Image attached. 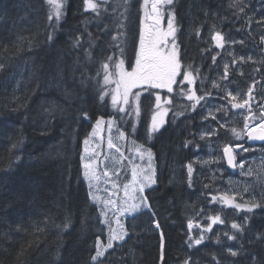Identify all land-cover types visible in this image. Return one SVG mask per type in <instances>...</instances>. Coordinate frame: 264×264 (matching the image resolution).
<instances>
[{
    "label": "trees",
    "instance_id": "16d2710c",
    "mask_svg": "<svg viewBox=\"0 0 264 264\" xmlns=\"http://www.w3.org/2000/svg\"><path fill=\"white\" fill-rule=\"evenodd\" d=\"M142 3L108 0V11L96 16L83 10V0H63L62 18L50 24L45 0H0V62L6 64L0 71V264H93L96 240H105L107 229L89 197L81 156L83 140L100 118L115 119L127 140L149 148L156 171L155 186L146 193L151 211L143 208L125 220L128 234L105 253L103 264H182L189 256L190 264H253V257L255 264H264V207L225 219L210 234L188 230L197 208L204 214L214 206L199 195L201 178H192V187L188 184L186 166L201 149L196 140L204 127L190 103L172 97L164 124L149 136L154 95L141 96L138 118L121 116L110 97L99 99L95 80L88 79L107 56L120 55L111 35L121 12L126 16L125 65H132ZM172 9L179 57L199 69V94L202 80L203 91L211 92L208 83L217 61L211 35L229 27L231 20L219 14V0H174ZM240 34L247 36L243 26ZM77 36L82 47L74 48ZM20 37L28 38L31 48ZM89 41L91 59L85 51ZM17 44L22 45L19 52ZM201 170L194 168L193 175ZM232 222L243 225V233L231 229ZM224 232L237 239L228 240ZM201 234L202 243L189 247V236L194 240ZM229 247L240 249V255L232 257Z\"/></svg>",
    "mask_w": 264,
    "mask_h": 264
},
{
    "label": "snow or ice",
    "instance_id": "6c2138e0",
    "mask_svg": "<svg viewBox=\"0 0 264 264\" xmlns=\"http://www.w3.org/2000/svg\"><path fill=\"white\" fill-rule=\"evenodd\" d=\"M125 4L127 0H124ZM45 3L50 6V11L47 16L48 21H53L55 18L56 23H59L63 16V0H45ZM108 0H83L84 11H91L96 16H100L101 12H107L108 8L106 5ZM174 4V0H143L142 10L143 16L140 20V28L138 34V45L135 48V62L134 65L125 67L124 45L126 44V31H125V20L126 16L124 12L120 13V16L116 19V30L111 35L113 47L119 50V57L114 55L107 56L101 63L99 69L96 71L94 76L88 77V79L95 80L98 86L99 99L103 102L105 97H110L111 105L119 113H125L127 116L139 117L141 113V96L147 93L148 96H155V109L156 111L152 115L151 125L148 129V134L159 131L160 127L164 124V117L168 114L169 109L164 105H171L173 103L171 98L162 97L159 91L155 90H166L167 93L171 94L177 92L182 98L192 102L189 107L194 111L197 105L201 104V101L205 100L207 96H211L212 93L209 91H203V80L201 81V94H197L195 87L197 79H200L199 69H194L192 65H184L179 57V48L175 40L177 27L175 25V13L170 7ZM243 0H237V5H242ZM127 9L125 8V11ZM239 11L243 12L244 8L239 7ZM165 13H167V27L162 26ZM257 24L264 26V20L256 21ZM196 35L199 36V30L196 31ZM91 37V33H89ZM53 38L50 33L47 37L49 41ZM22 41H27L29 48H31V41L26 37L19 38ZM211 40L215 42L217 48H223L225 44V37L220 31H215L211 35ZM259 41L264 45V34H261ZM233 43H241L244 41H233ZM74 48L82 47L81 37L77 36L73 40ZM91 41H89V48L86 49V55L91 59ZM16 51L22 50V45L17 44L14 46ZM5 52L8 51L7 46L3 49ZM215 61V57H213ZM251 62L253 64L260 63L264 64V58L260 61L253 59L252 56L247 58L241 56L239 60L233 59L231 65L234 67L236 63ZM6 64L0 62V71H3ZM130 69V70H129ZM230 65L225 63L223 66V73L220 76L219 81H212V88L222 90L224 95L221 99L226 101V104L220 105L217 111H224L227 113L230 110H244V113H236L242 115L244 119V126L242 129L237 130L236 127H231L230 131L237 140L243 139L245 136L249 140L253 141H264V103H260V111L257 113L253 111L252 103L255 101L254 92L257 84H261V80L253 79L246 92L243 94L239 91L233 92L228 90L227 85H223L221 82L229 79ZM255 72H261V68L257 67L254 69ZM240 75H244L243 71H239ZM188 85L187 88L184 85ZM138 90V91H134ZM259 103V102H257ZM230 105V108H229ZM175 115H183V112L176 113ZM212 119H216L214 115L209 113ZM87 118V113H84ZM123 119V117H121ZM255 121H259L256 123ZM105 121L103 118L96 120V125L93 128L91 134L83 140L84 155L81 156L82 161V176L88 184L89 197L93 203L101 205L100 215L104 218L102 223L109 226V237L106 243H102L99 238L95 244V254L91 257L93 264H103L102 257L109 249H113L114 241H123L127 236V231L120 226L119 231L111 228L108 213H118L116 223L119 225V216L131 215L132 213L140 210L142 207L151 211V205L148 203V198L144 195L145 189L151 187L156 183L155 179V167L153 163V154L150 149H146L143 144L135 145L133 151L138 155L143 162L144 158L147 157V163L141 165H134L132 168L131 181L123 184V199H113V196H117L121 190L119 183L120 171L118 169L109 170L105 157V160H100L101 153L97 151L100 144L97 143L95 147L90 145V141L93 137H98L103 131ZM116 124L115 119L107 121L108 128V139L107 148L109 150L115 149L116 153L120 154V159L123 160L126 157L121 150V147L115 142L112 131ZM221 128H227L225 123L220 124ZM133 131L135 130V124L132 125ZM117 136L116 140H124L126 138L125 132L119 128L116 129ZM210 135V134H209ZM204 137L201 136V139ZM187 146V143L185 144ZM15 147V145L13 146ZM243 149V151H249V148L244 147L242 144L229 145L226 144L223 147L224 158L227 160L228 166L231 168L244 169L243 163L236 162V156L239 154L236 150ZM204 163H208L205 161ZM100 164H104V170L101 171L99 168ZM188 173V184L192 187V176H193V165L189 163L187 166ZM249 175L251 172L249 171ZM105 185L101 189V183ZM111 184V189L106 185ZM205 188L209 185H205ZM104 191L107 193V198L101 197L98 193ZM247 191V188L244 189ZM237 193L224 191L219 192L217 195H212L210 203L220 204L221 207H230L237 211L252 212L256 208L264 207V204L257 202L254 198L250 200H243L240 197V201L237 200ZM204 211L203 208L200 209ZM206 219L210 223L202 228V232H212V228L216 224H224L225 220L221 218V215H208ZM247 219V217H245ZM67 225H65L66 227ZM193 222H188V228H193ZM156 227L160 225L157 222ZM200 227V225H197ZM231 229L235 230L236 233H243V225L236 222H232L230 225ZM42 230V229H38ZM224 235L228 240H236L237 236L233 233L224 232ZM204 235H199L193 240L189 236V240L193 245L198 246L204 240ZM260 238V237H258ZM161 256L160 259L164 260V238L161 233ZM242 247V246H241ZM228 253L232 257L240 255V249H233L229 247ZM215 260L216 258L213 257ZM256 257H253V264H255ZM191 257H186L182 264H190ZM219 264V261H217Z\"/></svg>",
    "mask_w": 264,
    "mask_h": 264
},
{
    "label": "rangeland",
    "instance_id": "374dc122",
    "mask_svg": "<svg viewBox=\"0 0 264 264\" xmlns=\"http://www.w3.org/2000/svg\"><path fill=\"white\" fill-rule=\"evenodd\" d=\"M216 3V0H213ZM172 7V5L170 6ZM239 7H243L244 11L240 12ZM219 14H223L228 17V21L231 20V25L226 28L219 27V31L225 37V44L223 48H217L215 46V42L213 41L212 46L217 51V61L215 63L213 73L209 78L208 90H211L212 95L207 96L205 100L201 101L200 105H197L195 111L201 122H203L204 127L197 135V142H199L200 150L197 151L195 158L193 159L192 165L194 168H202L206 172H199L198 174H194L192 178H201L202 189L199 193L202 194L203 199H210L212 195H217L219 192L230 191L237 193V200L240 201V197H243V200L255 199L257 202L264 203V146L262 147H247L246 146V136L237 140L235 136L230 131L231 127H236L237 130H240L244 126V119L242 115H237L236 113H244V110H230L227 113L224 111H217V108L220 105L226 104L224 99L221 97L224 95L222 90H217L212 88V81H219L220 76L223 73V66L225 63H229L230 65V75L229 79L226 81H222L223 85L228 86V90L233 91L234 93L239 91L242 94L246 92L247 88L251 84L253 79L261 80V84L256 85V89L254 92L255 101L252 103L253 111H260V103H264V64L256 63L253 64L251 62L245 63H236L233 67L231 62L233 59L239 60V57L243 56L247 58L248 56H252L253 59L260 61L264 58V45H262L259 41V37L261 34H264V26L257 24L256 21L264 20V0H243L242 5H237V0H219ZM223 9V10H222ZM143 16V12H142ZM216 18V16H214ZM162 26L164 28L167 27V13H165L164 20L162 21ZM243 26L247 36H243L240 34V28ZM234 27V28H233ZM233 28V29H231ZM230 32H234L233 36H229ZM240 35V36H239ZM241 37V38H239ZM243 38V39H242ZM244 43H233V41H241ZM243 47V48H242ZM135 62V60H134ZM133 62V65H134ZM260 67L261 72H255L254 69ZM130 70V69H129ZM239 71H243L244 75H240ZM248 85L247 87H243L242 85ZM185 88L188 85H184ZM196 87V85H195ZM160 94L169 95L172 97H176L174 101H177L178 98L182 100L192 103L184 98H182L177 92H173L171 94L167 93L166 90H159ZM199 95V92L197 91ZM164 97V96H162ZM259 102V103H257ZM168 105H164L167 107ZM154 107H155V96H154ZM230 108V105H229ZM174 109L176 110V103L174 105ZM156 110V109H155ZM211 113L216 117V119H212V116L209 115ZM121 116H125V113H119ZM247 114V113H244ZM166 116L164 117L165 121ZM110 119H104L105 124L103 126V131L99 134L98 137H93L90 141V145L95 147L97 143L100 144V147L97 149L101 153L100 160L104 161L105 157L108 159L106 163L108 165L109 170L118 169L122 174L121 178H119V183L121 185V190L118 192L117 196H113V199L121 200L123 199V184L129 183L131 181L132 168L134 165H141L147 163V157L144 158L143 162L140 157L136 155L133 151L134 144L132 140H116L118 123L113 127L112 135L115 142L121 147L122 152L124 153L125 159H120V154L115 152V149L109 150L107 148V139H108V128L107 121ZM258 123L259 121H255ZM225 123L228 127L221 128L220 124ZM219 127V133L225 132L230 136L225 134H219V138L217 137V130ZM121 130V129H120ZM122 131V130H121ZM92 132V131H91ZM91 134V133H90ZM89 134V135H90ZM210 134V135H209ZM126 136V134H125ZM201 136L204 138L201 139ZM236 145L242 144L244 147L249 148V151L245 152L243 149L238 152L239 154L236 156V162L243 163L244 169L236 168L235 175H230L229 172L225 168L222 151L223 147L228 144ZM141 143L135 141V145H140ZM145 147V146H144ZM146 149H149L145 147ZM84 149V145H83ZM205 149V150H204ZM152 152V151H151ZM153 154V153H152ZM84 155V151L83 154ZM154 157V155H153ZM208 161V163H204ZM154 163V159H153ZM155 167V166H154ZM99 168L101 171L104 170V164H100ZM83 171V168H82ZM249 171L251 174L249 175ZM129 174V176L127 175ZM156 173V171H155ZM206 175V177H204ZM203 176V177H202ZM84 179V178H83ZM204 179L207 180L204 182ZM85 181V180H84ZM216 182V183H215ZM87 184V182L85 181ZM153 184L151 187L145 189L144 195L154 187ZM205 185H209V187L205 188ZM109 189H111V184L106 185ZM88 187V184H87ZM105 185L103 182L101 183V189H103ZM247 188V191L244 189ZM89 189V188H88ZM101 197L107 198V193L104 191H100L98 193ZM91 199V198H90ZM92 201V199H91ZM93 202V201H92ZM96 204V203H94ZM214 206L209 207L204 214H201L198 208L195 210V222L194 226L191 230L202 231L203 227H206L210 221L206 219L208 215H221L222 219H235L245 213H249L246 211H237L236 209L230 207H221L220 204L213 203ZM99 208L101 205L96 204ZM143 207L140 209L142 210ZM257 209V208H256ZM254 209L253 211H255ZM139 211V210H138ZM138 211L132 213L131 215L119 216L120 224L116 223L118 213L114 214L113 212L108 213V218L110 221L111 228L119 231L120 226H123L125 229V220ZM231 211V212H229ZM252 211V212H253ZM101 219L104 218L101 216ZM103 225L107 229V238L105 240H100L102 243H106L109 233V226ZM200 225V227H197ZM219 227V224L213 226L212 230H215ZM203 233H212V232H203ZM126 238V237H125ZM124 238V239H125ZM121 241H114L113 244H117ZM110 250V249H109ZM108 250V251H109Z\"/></svg>",
    "mask_w": 264,
    "mask_h": 264
},
{
    "label": "water",
    "instance_id": "95a60500",
    "mask_svg": "<svg viewBox=\"0 0 264 264\" xmlns=\"http://www.w3.org/2000/svg\"><path fill=\"white\" fill-rule=\"evenodd\" d=\"M263 143H264V141H258V140H256V141H253V140H249L248 139V142H247V145H249V146H253V145H263ZM238 150V149H237ZM236 150V151H237ZM223 157H224V154H223ZM224 161H225V163H226V168L231 172V174H234V172H235V168H231V167H229L228 166V163H227V160L224 158Z\"/></svg>",
    "mask_w": 264,
    "mask_h": 264
},
{
    "label": "bare ground",
    "instance_id": "6f19581e",
    "mask_svg": "<svg viewBox=\"0 0 264 264\" xmlns=\"http://www.w3.org/2000/svg\"><path fill=\"white\" fill-rule=\"evenodd\" d=\"M210 2V1H209ZM209 4V3H208ZM94 127H95V125H94ZM202 150V149H201ZM205 150V149H204ZM83 154V153H82ZM83 172V171H82ZM13 182V181H12ZM209 204H211L210 202H209ZM96 205V204H95ZM250 230V229H249Z\"/></svg>",
    "mask_w": 264,
    "mask_h": 264
}]
</instances>
